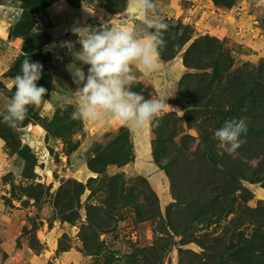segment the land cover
I'll return each mask as SVG.
<instances>
[{
	"label": "rangeland",
	"instance_id": "obj_1",
	"mask_svg": "<svg viewBox=\"0 0 264 264\" xmlns=\"http://www.w3.org/2000/svg\"><path fill=\"white\" fill-rule=\"evenodd\" d=\"M1 3L0 112H3L15 82L10 67L22 53L23 39L9 36L10 28L21 16L22 11L16 6L19 3L17 0H1ZM155 3L156 14L174 24L182 22L194 31V38L205 34L219 38L225 52L228 51L234 60L233 69L239 67L241 70L247 62L259 63L264 59V0H237L232 7L217 5L214 0H155ZM129 5L130 0H126L123 12L110 14L105 5L97 0H84L79 11L74 10L66 0H58L48 8L43 18H39L36 28L45 29L51 36L46 44L51 59L43 72L52 78V86L49 99H43L40 106L31 108L49 119L58 107L61 108L62 115L69 118L66 131L76 143V148L70 151L72 144L48 133L46 127L41 125L43 121L41 124L33 122L19 127L22 146H27L36 159L31 168L32 175L25 177L24 170L28 168V162L12 153L5 139L0 136V264H94L96 258L83 252L80 240L81 230L87 224L86 205H104L103 200L107 195L105 180L114 175L124 177L117 180L120 184L123 181L127 190L135 188L133 193L138 202L146 200L145 192L141 191L146 190L144 182H141V177H145L157 193L164 215L168 205L176 204L171 180L155 162L153 143L157 135L152 123L133 129L111 116L98 121L71 119V113L78 103V90L66 70V65L73 62L74 58L66 47L61 46L62 42L72 41L74 50H80L79 37L72 32L74 26L99 28L101 23H106L109 26L142 28L141 19L134 14L136 10ZM86 8L101 11L102 14L86 15ZM183 18H187V21ZM182 60L181 53L167 61L159 56L158 68L153 72H148L142 66L134 65L133 68L137 83L132 90L141 93L146 99L168 97L165 114L174 113L179 118L184 133L177 136L174 145L170 146V154L173 155L177 146L184 147L181 144L184 134L198 138L190 142L191 152L199 142L197 128H189L185 122V113L189 109L187 101L176 91L186 71ZM75 63L87 73L89 65L79 60ZM175 79L176 82L173 81ZM123 128L129 132L133 159L125 165L108 166L106 172L99 175L98 181L88 184L90 177H97L89 167L90 159L101 147L116 138ZM162 156V163L165 164L168 160L164 152ZM68 180H78L86 185L78 207L81 217L74 225L63 219L55 205L58 189L66 186ZM32 186L43 189L38 202L33 197L35 191ZM249 187L255 194V200L264 199V188L258 184H249ZM107 221L109 229L101 232L100 239L104 242L106 260L111 264H121L135 250L143 251L145 247L157 244L161 236L157 227L159 221L138 219L133 204L116 210L111 217H107ZM65 234L69 236L67 241L73 244V248L59 252L58 244ZM173 237L174 242L162 253V262L159 264L178 263L181 237ZM184 247L201 251L194 242Z\"/></svg>",
	"mask_w": 264,
	"mask_h": 264
},
{
	"label": "trees",
	"instance_id": "obj_2",
	"mask_svg": "<svg viewBox=\"0 0 264 264\" xmlns=\"http://www.w3.org/2000/svg\"><path fill=\"white\" fill-rule=\"evenodd\" d=\"M57 1L17 0L19 4L16 6L22 12L18 22L10 28L9 36L20 37L23 44L21 55L15 58L10 67L13 77L20 72L25 58L40 62L43 68L51 59L50 51L45 50L51 36L45 29L36 27L39 18H43L48 8ZM66 1L74 8H80L84 2ZM97 1L105 5L110 14L123 12L126 4V0ZM214 1L226 7H232L237 2ZM165 22L168 24L164 34L166 44L160 49L159 56L167 61L182 54L186 71L180 79L178 92L189 106L185 113L186 125L197 128L199 142L191 152L190 145L198 138L184 134L181 142L184 147L177 146L174 155L170 154V146L174 145L175 138L184 133L178 116L167 113L158 123H152L157 135L153 143L155 162L171 180L176 204L168 205L164 215L157 193L145 177H141V182H144L147 191H141L145 192L146 200L138 202L133 193L135 188L127 190L125 183L121 181L120 184L117 180L124 177L114 175L105 180V207L86 205L87 224L80 234L82 250L96 258L94 264H111L106 260L100 234L109 229L107 217L133 204L138 219L159 221L157 227L161 236L157 244L145 247L143 251L135 250L121 264H159L162 253L174 242L173 236L181 237L177 264H264V199L255 200V194L249 187V184H258L264 188V59L259 63L247 62L241 70L239 67L233 69L234 60L228 51L225 52L219 38L210 34L194 38V31L182 22ZM199 70L202 72H197ZM37 83L48 89L43 99H49L52 86L50 75L42 71ZM14 84L9 91L10 97L15 90ZM233 117L244 118L248 127L247 134L241 137L245 142L234 153L228 154L217 148L219 141L214 137V132L225 120ZM68 120L59 107L51 119L42 117L38 110L30 107L27 118L15 127L0 119V136L5 139L7 148L28 162L25 177L32 175L31 168L36 159L27 146H22L18 128L43 121L41 125L46 127L48 133L72 144V151L76 143L67 134ZM132 151L129 132L123 128L116 138L101 147L90 159L89 167L97 177H90L88 184L98 181L99 175L104 174L108 166L130 162L133 159ZM162 152L168 160L165 164L162 163ZM255 160L257 162L252 164ZM176 168L180 169L175 171ZM85 188L86 185L78 180H68L66 186L58 189L55 205L63 219L70 224L74 225L81 217L78 207ZM32 189L35 191L33 197L40 201L43 189H36V186H32ZM92 193H95L94 190ZM63 237L58 244L59 252L73 248V244L67 241L69 236L65 234ZM192 242L201 248L200 252L183 248V245Z\"/></svg>",
	"mask_w": 264,
	"mask_h": 264
},
{
	"label": "clouds",
	"instance_id": "obj_3",
	"mask_svg": "<svg viewBox=\"0 0 264 264\" xmlns=\"http://www.w3.org/2000/svg\"><path fill=\"white\" fill-rule=\"evenodd\" d=\"M139 11L142 28L109 26L101 23L99 28L76 27L72 32L79 37L80 50H74L72 41H64L73 56V62L66 65L78 90V103L71 113L73 120L98 121L115 117L133 129L150 123H158L168 105L165 98L146 99L132 90L137 83L134 65L142 66L148 72L158 68L160 49L166 44L164 34L168 24L156 14L155 0H130ZM46 51L50 50L46 46ZM89 65L87 73L75 61ZM43 65L25 58L20 72L15 76L14 92L6 103L0 119L11 127L22 123L30 107L41 105L48 89L38 85ZM244 118H230L215 130L219 141L217 148L234 153L245 142L247 134Z\"/></svg>",
	"mask_w": 264,
	"mask_h": 264
},
{
	"label": "crops",
	"instance_id": "obj_4",
	"mask_svg": "<svg viewBox=\"0 0 264 264\" xmlns=\"http://www.w3.org/2000/svg\"><path fill=\"white\" fill-rule=\"evenodd\" d=\"M130 8H132L133 10H136L135 12H134V14H137L138 16H139V19H141V16H140V13H139V11H138V9L133 5V4H131L130 3ZM69 7V6H68ZM71 8V7H70ZM74 10H77V11H79L81 8H73ZM86 10V15H90V16H93V15H100V13H101V11H94V9H92V8H86L85 9ZM128 11H129V9H128ZM131 13H132V11H131ZM102 14V13H101ZM184 20L185 21H187V18H184ZM160 73H162V72H160ZM174 82H176L177 80L175 79V80H173ZM176 91H178V89H176Z\"/></svg>",
	"mask_w": 264,
	"mask_h": 264
},
{
	"label": "built area",
	"instance_id": "obj_5",
	"mask_svg": "<svg viewBox=\"0 0 264 264\" xmlns=\"http://www.w3.org/2000/svg\"><path fill=\"white\" fill-rule=\"evenodd\" d=\"M183 20H184V18H183ZM196 24L198 25V22H196Z\"/></svg>",
	"mask_w": 264,
	"mask_h": 264
}]
</instances>
